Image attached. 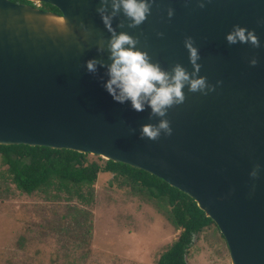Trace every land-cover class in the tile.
Instances as JSON below:
<instances>
[{
	"label": "water",
	"instance_id": "water-1",
	"mask_svg": "<svg viewBox=\"0 0 264 264\" xmlns=\"http://www.w3.org/2000/svg\"><path fill=\"white\" fill-rule=\"evenodd\" d=\"M28 1L0 0V144L71 149L145 170L194 199L225 238L231 264H264V0H206L203 9L196 0H155L136 28L113 19L117 34L139 37L137 47L166 70L178 62L192 71L184 46L192 36L198 75L216 85L207 95L186 86L184 103L167 112L172 134L155 141L141 139L140 127L160 118L115 101L103 87L106 67L86 71L92 58L111 63L106 47L97 52L111 37L96 12L100 0ZM235 24L254 29L261 47L229 45Z\"/></svg>",
	"mask_w": 264,
	"mask_h": 264
},
{
	"label": "rangeland",
	"instance_id": "rangeland-1",
	"mask_svg": "<svg viewBox=\"0 0 264 264\" xmlns=\"http://www.w3.org/2000/svg\"><path fill=\"white\" fill-rule=\"evenodd\" d=\"M88 159L106 160L91 153ZM6 168L0 156V264H157L180 234L154 203L119 187L110 172L98 174L89 203L74 194L75 186L71 194L55 188L24 193ZM81 192L89 197L88 188ZM186 260L231 264L215 225L194 234Z\"/></svg>",
	"mask_w": 264,
	"mask_h": 264
},
{
	"label": "clouds",
	"instance_id": "clouds-1",
	"mask_svg": "<svg viewBox=\"0 0 264 264\" xmlns=\"http://www.w3.org/2000/svg\"><path fill=\"white\" fill-rule=\"evenodd\" d=\"M190 0H185L189 3ZM41 5V2H39ZM155 0H100L96 12L99 14L103 24L111 34L110 39L105 44L103 39L97 43V52H103L105 47L109 51L110 64H105L103 60L96 58L85 61L86 71L92 74L97 72V65L106 67L108 79L103 87L119 103L130 101L131 107L137 112H143L147 107L151 109L149 118L159 117L157 124L145 123L140 127V138L158 140L163 133L170 136L173 129L170 121L166 118L168 109L175 105L183 104L185 101L184 88L187 86L189 92H199L207 95L215 91L216 85L208 83L207 78L198 75L201 64L200 53L195 46L192 36H185L184 46L189 53V62L192 65V71L189 72L180 64L175 63L170 70L161 67L159 62H153L149 53L137 47L140 43L139 37L121 31L117 34L112 26V21L118 16H123L117 27L124 28L125 21L127 27L136 28L143 24L151 14L152 4ZM199 8L203 9L206 0H196ZM35 6L36 3L34 4ZM37 6V7H40ZM109 8L111 11H109ZM168 18L174 15V9H167ZM264 22V21H261ZM81 28L87 34L89 29L81 22ZM68 26L64 25L62 31L67 32ZM163 32H157V36L163 37ZM226 41L229 45L237 43L250 44L253 48H260L261 41L256 35L255 30H249L244 26L235 24L232 30L226 34ZM257 57L252 56L249 60L251 66H256ZM222 81H217L221 84ZM135 132V129H131ZM260 165L256 164L251 169L249 175L255 180L259 174ZM255 185H253L254 190Z\"/></svg>",
	"mask_w": 264,
	"mask_h": 264
},
{
	"label": "trees",
	"instance_id": "trees-1",
	"mask_svg": "<svg viewBox=\"0 0 264 264\" xmlns=\"http://www.w3.org/2000/svg\"><path fill=\"white\" fill-rule=\"evenodd\" d=\"M41 4L56 9L53 5ZM0 156L16 188L27 194L52 188L71 194L75 186L74 194L90 203L91 188L98 174L112 173L119 187L126 186L134 194L147 198L175 228L181 229L178 238L160 254L157 264H188L186 255L194 234L211 224L216 226L190 196L163 179L122 162L106 159L101 164L89 160L88 153L27 144H0ZM85 187L90 190L89 197L81 192Z\"/></svg>",
	"mask_w": 264,
	"mask_h": 264
},
{
	"label": "flooded vegetation",
	"instance_id": "flooded-vegetation-1",
	"mask_svg": "<svg viewBox=\"0 0 264 264\" xmlns=\"http://www.w3.org/2000/svg\"><path fill=\"white\" fill-rule=\"evenodd\" d=\"M11 1L18 2V3H25V4L32 5V4L30 3L31 1H28V0H25V1H23V0H11ZM39 8L44 9V10H48V11H52V12H55V13H60V11H59L58 8L54 9V8L48 7V6H46V5H40Z\"/></svg>",
	"mask_w": 264,
	"mask_h": 264
},
{
	"label": "built area",
	"instance_id": "built-area-1",
	"mask_svg": "<svg viewBox=\"0 0 264 264\" xmlns=\"http://www.w3.org/2000/svg\"><path fill=\"white\" fill-rule=\"evenodd\" d=\"M36 5H37V6H39V5H40V3H39V2H37V3H36Z\"/></svg>",
	"mask_w": 264,
	"mask_h": 264
}]
</instances>
